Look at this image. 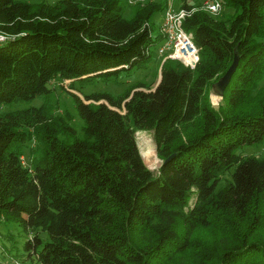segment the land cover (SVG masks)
I'll use <instances>...</instances> for the list:
<instances>
[{
  "label": "trees",
  "instance_id": "obj_1",
  "mask_svg": "<svg viewBox=\"0 0 264 264\" xmlns=\"http://www.w3.org/2000/svg\"><path fill=\"white\" fill-rule=\"evenodd\" d=\"M140 1L127 18V0H0V215L41 264H177L188 252L196 264H264V156L241 154L264 138V0H221L234 8L224 18L181 0L199 61L165 58L153 87L118 96L72 93L85 122L70 142L57 134L75 129L46 101L4 108L46 96L54 77L83 85L145 67L163 40L149 18L166 4ZM138 130L154 140L155 172ZM33 135L42 147L25 165Z\"/></svg>",
  "mask_w": 264,
  "mask_h": 264
},
{
  "label": "rangeland",
  "instance_id": "obj_2",
  "mask_svg": "<svg viewBox=\"0 0 264 264\" xmlns=\"http://www.w3.org/2000/svg\"><path fill=\"white\" fill-rule=\"evenodd\" d=\"M31 2H36L40 0H29ZM47 3L54 2L55 0H44ZM140 0H127V4L124 3L122 6L124 10V14L127 16V18L131 17V11L133 4L138 2ZM146 1V0H145ZM145 1H140V3H144ZM154 2H163L167 6H175L177 8V5L181 4V0H153ZM189 3H192L195 5L193 7L194 10L204 9V3L205 0H188ZM142 3V4H143ZM222 4V3H221ZM163 4V8H161L159 11H156L152 14L151 18H149V21L152 25V33H160V27L158 32V24L157 20L159 18H163L162 14L164 12L165 6ZM234 8L229 7H223V4L218 12H216L214 15L219 17H225L226 15L232 14ZM207 11V10H206ZM162 16V17H161ZM186 18V17H185ZM161 21V19H160ZM162 22V21H161ZM161 25V23H160ZM154 50L157 51V47H153ZM156 55L159 57V59H156L155 57H150V59L147 61V64L145 67H136L129 70H122V72L116 76V78H109L108 80H104L101 77H94L95 80L91 83L85 82L83 85H80L79 81L75 80H60L59 77H54L50 83H48V87L51 88V91L46 94V96H40L36 98H32L31 100H27V102L22 104H14L13 107H4L7 110L13 109L17 107H27V105H34L40 106L42 102H47V107H49L50 111L55 115L62 116L65 120L70 122V125L75 129L74 132H71L69 130L66 135L62 133H58V137L62 138L65 141L70 142L68 140L72 135H76L77 137H82V131H83V125L85 120L81 118L77 112V108L74 105L75 100L72 93H74L76 96L83 99L85 102L89 101L85 98V93H94L98 91H102L104 93H110L112 95H121L123 93V90L127 87L135 85L137 82L142 81L143 83H146L148 85H151L152 87L154 84L158 82V75L160 73V68L162 65V60L165 58H169L174 61H179L184 66L189 67L182 61L181 57L176 56L172 57L170 55L169 50L162 53L161 56L158 55V52H156ZM199 55V53H198ZM198 60V58H197ZM199 61V60H198ZM259 88H264V76L260 80V83L258 84ZM214 96L218 97V100H214ZM221 98V95H217L213 88L210 91V101L212 102L214 107H217L219 104V99ZM99 102H105V100H98ZM67 134L69 136L67 137ZM136 138V145L138 148V151L141 154V158L144 160L146 166L150 169V171L155 172L156 169H158V166L161 164L160 158L157 157L155 144L153 143L154 140L152 139L151 133L146 132L144 130H138V132L135 133ZM42 147V144L37 140L36 136L33 135L30 140L26 143L25 146L21 147V150L23 151V154H21V157L23 159L22 163L25 165H29V160L32 156V151L35 150L37 152L36 155H39L38 148ZM153 150V156H150L149 158L146 157L144 154L148 150ZM241 154L243 155H256V157L262 158L264 156V138L262 143L255 145V144H249L248 146H244L241 150ZM217 233V232H216ZM47 235V234H46ZM45 234H43V238L46 237ZM214 234H201V238L204 239L205 242L211 240ZM29 238V235L27 232H25L24 228L21 224L12 221L11 219H3L0 215V264H41L39 261H36L35 259L31 260L28 258V252L26 251V248L23 246L24 241H26ZM12 258V259H11ZM16 259V260H15ZM196 257L195 254H191L188 252V254H184L178 259L177 264H196Z\"/></svg>",
  "mask_w": 264,
  "mask_h": 264
},
{
  "label": "built area",
  "instance_id": "obj_3",
  "mask_svg": "<svg viewBox=\"0 0 264 264\" xmlns=\"http://www.w3.org/2000/svg\"><path fill=\"white\" fill-rule=\"evenodd\" d=\"M221 0H205L204 8L210 14L214 15L221 8ZM193 8V6H192ZM189 11L177 6L166 5L163 18H161L160 34H163V40L158 46V55L169 50L170 56L181 57L182 61L189 67H194L197 58H199V49L193 41L192 33L185 32L183 28V19L188 15ZM5 35L0 33V39H5Z\"/></svg>",
  "mask_w": 264,
  "mask_h": 264
},
{
  "label": "water",
  "instance_id": "obj_4",
  "mask_svg": "<svg viewBox=\"0 0 264 264\" xmlns=\"http://www.w3.org/2000/svg\"><path fill=\"white\" fill-rule=\"evenodd\" d=\"M237 61H238L237 53L234 52V56H232L231 64L229 65L227 70L224 71L223 75L216 82L213 83V85H212L213 91L217 95H222L224 88H225L224 86H226V84L229 83L231 76H232V71L235 70V68H236Z\"/></svg>",
  "mask_w": 264,
  "mask_h": 264
},
{
  "label": "bare ground",
  "instance_id": "obj_5",
  "mask_svg": "<svg viewBox=\"0 0 264 264\" xmlns=\"http://www.w3.org/2000/svg\"><path fill=\"white\" fill-rule=\"evenodd\" d=\"M162 23V22H161ZM160 27H161V25H160ZM2 39H0V41H1ZM161 44V43H160ZM158 46H160V45H158ZM157 51H158V48H157ZM221 97H222V95H221ZM214 100L216 101V100H218V97L217 96H214ZM153 150H148L144 155L146 156V157H150V156H153Z\"/></svg>",
  "mask_w": 264,
  "mask_h": 264
},
{
  "label": "crops",
  "instance_id": "obj_6",
  "mask_svg": "<svg viewBox=\"0 0 264 264\" xmlns=\"http://www.w3.org/2000/svg\"><path fill=\"white\" fill-rule=\"evenodd\" d=\"M178 6V5H177ZM163 15V14H162ZM162 17V16H161ZM160 19L161 18H159L158 20H157V24H158V32H159V27H160V23H161V21H160ZM158 56L156 55V59L158 60ZM158 79H159V76H158Z\"/></svg>",
  "mask_w": 264,
  "mask_h": 264
}]
</instances>
